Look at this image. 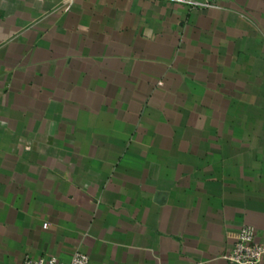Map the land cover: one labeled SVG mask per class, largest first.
Listing matches in <instances>:
<instances>
[{"label":"crops","instance_id":"1","mask_svg":"<svg viewBox=\"0 0 264 264\" xmlns=\"http://www.w3.org/2000/svg\"><path fill=\"white\" fill-rule=\"evenodd\" d=\"M65 1L0 0V264L264 246V0Z\"/></svg>","mask_w":264,"mask_h":264},{"label":"built area","instance_id":"2","mask_svg":"<svg viewBox=\"0 0 264 264\" xmlns=\"http://www.w3.org/2000/svg\"><path fill=\"white\" fill-rule=\"evenodd\" d=\"M172 4L187 6L193 10L213 11L220 9V0H161ZM72 0L64 3L70 5ZM264 255V246L258 242L255 229L244 226L238 233V238L232 251L226 256L231 264H261ZM21 264H90L88 255L76 252L70 262H62L56 257L34 259L25 258Z\"/></svg>","mask_w":264,"mask_h":264}]
</instances>
